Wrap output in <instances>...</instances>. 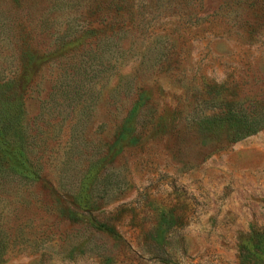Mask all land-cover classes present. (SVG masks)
<instances>
[{
	"label": "rangeland",
	"instance_id": "374dc122",
	"mask_svg": "<svg viewBox=\"0 0 264 264\" xmlns=\"http://www.w3.org/2000/svg\"><path fill=\"white\" fill-rule=\"evenodd\" d=\"M0 87L41 167L0 183V264H242L264 229V125L236 138L224 116L264 117V0H0Z\"/></svg>",
	"mask_w": 264,
	"mask_h": 264
},
{
	"label": "trees",
	"instance_id": "16d2710c",
	"mask_svg": "<svg viewBox=\"0 0 264 264\" xmlns=\"http://www.w3.org/2000/svg\"><path fill=\"white\" fill-rule=\"evenodd\" d=\"M117 10L123 9L118 7ZM95 54L96 53H93V56H95ZM72 68H75V66H72ZM99 72L100 69L94 67L91 63L88 66L81 64L77 69L72 71H65L63 77L67 82V86H70V89L68 88V90L63 93L64 100L68 102H75L78 100V96H81L79 91L83 88L82 86H84L82 82L85 78L82 75H91L90 78L92 79L94 76H97ZM70 82H74L75 84L71 87ZM1 90L2 89H0V94ZM13 107L11 103L0 98V140L8 144L9 147L11 146L12 153L10 155H12L13 158L16 155L18 158L16 164L9 161L11 157L2 163L0 162V183L24 181L28 184H34L39 180L41 167L40 165L37 166L33 164L27 157L26 146L25 143H23V136L25 132L27 134V127L25 128L23 125L21 110H18V107ZM14 109L18 111H14ZM132 112H134V110H131L129 115L123 120L116 135V140L126 138L124 133L128 130L129 126L127 123L129 122L130 116L133 115ZM224 119L230 121L233 125L239 126L236 130V138L255 132L260 126L264 125V117L256 115L252 109L248 110L247 107L242 106L240 109L236 107L235 109L228 110ZM13 140H17L15 143L18 146L12 142ZM136 141L137 137L133 133L130 137V142L134 143ZM4 162H7L6 166ZM66 216H68V219L72 222H78L80 220L77 213L73 210H68ZM90 227L94 228L96 232H106L109 234H114L116 232L113 226L95 221L91 222ZM252 233L251 245H241L239 249L238 258L242 264H253L255 254L264 255V229H254ZM10 240L11 235L3 229L0 223V261L9 246Z\"/></svg>",
	"mask_w": 264,
	"mask_h": 264
}]
</instances>
